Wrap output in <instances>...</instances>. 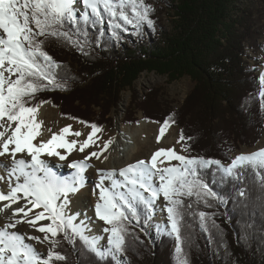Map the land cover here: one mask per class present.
Masks as SVG:
<instances>
[{
	"label": "trees",
	"instance_id": "trees-1",
	"mask_svg": "<svg viewBox=\"0 0 264 264\" xmlns=\"http://www.w3.org/2000/svg\"><path fill=\"white\" fill-rule=\"evenodd\" d=\"M154 1L172 10L170 26L150 11L151 26L141 22L139 28L132 24L114 29L105 15L103 24L81 22L74 38L84 45L83 51L49 37L44 50L59 63L54 71L64 87L41 90L31 103L49 102L63 117L100 127L116 111L122 93L130 90L134 111L123 117L124 122L160 123L172 117L169 124L178 126L185 137L188 157L231 162L239 146H252L264 133V69L259 75L246 52V41L253 46V26L249 18L233 13L236 0ZM126 11L131 16V6ZM64 30L75 32L76 26L66 22ZM144 71L165 75L169 81L189 76L194 85L178 108H167L160 105L156 91L142 98L134 95V83ZM202 175L219 199L209 200V206L194 196L184 197L181 235L189 264H264V184L259 176L246 168L237 180L224 176L216 165ZM138 211L139 222H125L122 256L128 262L121 264H179L175 234L162 233L153 248L148 246L135 226L145 228L151 220L144 222L143 205ZM200 212L208 214L207 231L201 227ZM57 239L56 251L66 260L56 264H116L110 257L98 258L78 236L72 242L62 234Z\"/></svg>",
	"mask_w": 264,
	"mask_h": 264
},
{
	"label": "snow or ice",
	"instance_id": "snow-or-ice-1",
	"mask_svg": "<svg viewBox=\"0 0 264 264\" xmlns=\"http://www.w3.org/2000/svg\"><path fill=\"white\" fill-rule=\"evenodd\" d=\"M127 6H131V16L126 11ZM151 10L144 0H0V158H7L0 159V171L5 173L0 175V181L7 177L8 186L7 192L0 189V202L7 201L0 205V212L11 209L8 222L0 226V264H56L65 261L66 256L56 251L60 243L57 237L61 234L70 242L78 236L101 260L110 257L116 264H121L127 232L125 222L132 219L139 222L138 209L143 205L144 222L147 223L161 196L166 202L164 207L171 224L170 234H175L177 241L176 251L181 257L179 264H189L181 235L184 197L194 196L197 202L203 201L209 206V200L219 199L205 181L202 171L216 165L224 176L239 180L244 169L251 168L264 184V148L241 153L228 164L213 158L179 155L175 148H159L150 160H138L120 169L118 174L122 179H114L115 170H111L106 174L102 172L95 184V189L99 190L95 215L110 225L103 229L108 233L107 246L100 244L102 238L86 235L89 231L87 225L83 221L76 223L77 216L69 213L70 195L84 187L83 173L88 167L87 161L91 157L99 159L101 153L91 152L83 159L74 160L71 167L76 171L71 178L57 175L41 158L46 154L66 160L67 155L58 149L71 153L78 142L68 141L65 136L82 135L78 131L72 132L71 125H68L59 133H51L50 139L42 138L43 121L37 119V114L45 101L40 104L31 102L41 90L64 87L56 80L54 70L60 65L44 50L45 41L49 37L63 39L83 51L84 45L74 38L80 34L81 22L103 24L107 15L114 29L132 24L139 28L141 22L151 26L154 23L149 18ZM66 22L75 25L76 31L64 30ZM260 80L264 83V74ZM260 96L264 98V91ZM171 120L169 117L161 126L158 143ZM90 127L92 131L87 139L79 144L80 152L95 143L93 137L101 130L94 123ZM38 137L41 139L37 140ZM184 139L181 133L180 141ZM110 143V140L105 142L104 149ZM161 157L163 159L158 162ZM172 160L180 164L173 166ZM165 161L169 162L167 166ZM106 179L111 180L110 186H105ZM240 195H244L243 190ZM12 205L18 206L12 208ZM37 209L39 211H34ZM199 217L202 229L207 231L205 221L208 214L200 212ZM21 223L43 233V238L14 230ZM26 240L48 242L51 246L44 255Z\"/></svg>",
	"mask_w": 264,
	"mask_h": 264
},
{
	"label": "rangeland",
	"instance_id": "rangeland-1",
	"mask_svg": "<svg viewBox=\"0 0 264 264\" xmlns=\"http://www.w3.org/2000/svg\"><path fill=\"white\" fill-rule=\"evenodd\" d=\"M146 5L151 6L152 9L151 11L157 14L158 18L161 20V23L164 26H170L169 20H170V15L172 14V10H170L165 3L155 2L154 0H148V3H146ZM77 8L78 10H80L79 5ZM237 11L239 12L240 15L249 18L250 23L253 26V34H252V37H254L253 46L251 47L250 45H248L250 42L249 40L246 41V52L250 64L253 65L254 63H256V65H258V68L260 70V67L261 68L264 67V0H236L233 13ZM258 74L260 75L261 73ZM193 85L194 82L189 76H183L177 80L169 81L167 76L165 75H160L156 72L144 71L143 73L140 74V76L134 83V89H135L134 95L137 94L140 98H142L146 93L153 90L156 91V93L158 94L159 96L158 100L161 106L176 109L183 103L186 95L192 89ZM261 88H262V84L259 85V90H261ZM131 94L132 91L130 90H126L122 93V99L121 102L118 104L116 111L113 110L111 112L110 117H107L108 119L106 120V122L99 127L101 130L97 132L95 135L94 147L97 150L98 149L101 150L100 155L103 158L102 161L104 160L102 162L103 164L112 162L115 156V154L112 152L105 153L104 155H102V150L105 151L104 144L109 140L112 141V143L113 142L116 143L121 139H123L124 136H129L131 139H133V141L129 142V147H132L134 142H136L137 145L140 144L141 146V143L143 142L141 138L142 134H144L147 140L154 139L156 126L157 124H159V122L145 121L144 119H140L137 123L145 121V125H143V130L141 134L140 131L134 133L133 129L135 124L133 123L127 124L126 122H124L123 117H126V115L128 116L130 111H134V106L132 104L134 100V96H132ZM41 105H45L43 111H44V121L47 129L61 130L65 126L71 125V127L74 128V131H80L82 127H85L88 133L92 131L89 124H84L80 121L63 117L60 114L59 108L52 105L51 103L45 102ZM95 111H98V109H96ZM137 116L138 118L141 117V112H138ZM38 117H40V114L38 115ZM162 123L164 124V122H160V124ZM169 128H170L169 132L166 135L167 139L171 140L172 146H174L177 149L176 150L177 152L188 157V155L186 154L187 151L186 140L184 139L183 141H180L179 127L169 124ZM263 143H264V133L262 134L261 138L252 146H247V145L239 146L232 153V156H237L241 153H250L253 148L260 146ZM156 146H158V144H153L152 146L148 147L145 151L142 150L139 151V153L135 154L132 158L142 157L145 155L146 152L150 151L152 148ZM164 146L167 145L164 144ZM86 155L88 154L83 153L81 159H83ZM92 161L93 162L95 161V157H91L87 161V164L89 165V163ZM94 164L95 165L92 168L93 170L96 168L99 169L100 174H102V172L106 174L107 171L104 168L98 167L99 165H97L95 162ZM90 165L92 164L90 163ZM88 174L89 173H86V175ZM113 178L114 179L116 178L115 175H113ZM2 182L4 183L3 189L7 191L8 186L6 179L5 181ZM104 184L105 186H110L111 180L106 179L104 181ZM77 193L70 195L71 203L69 205L68 211L70 214L76 215L78 217L81 211L84 210L83 209L79 210L80 208L78 206L79 204L77 203L78 201L76 198ZM3 203H7V201L0 202V205H2ZM165 203L166 202L164 201L163 196H161L156 201L155 211L151 217V222H156V221L159 222L160 227H162L161 224L162 220L170 224L168 213L164 207ZM17 206L18 205H12V208H15ZM8 210L11 211V209H6L5 211ZM34 211H39V210L37 209ZM3 213L4 211L0 212V216H3ZM159 213H161L160 216H158ZM102 222H103L102 224L105 227H110V225H107L104 221ZM42 223H47V221H43ZM135 227L138 229L140 233L144 234L146 239V244L148 246H152V248L155 246L154 245L155 239L161 237L159 233L152 231V225H147L145 226V228L141 227L140 225ZM160 227L158 226V228ZM33 230L35 232L34 234L35 236H40L41 238H43L44 235L43 233H40L35 229ZM167 231L171 232V227H169ZM50 246L51 245L48 242L37 244V247L42 250L39 252L43 253L44 255L47 254V250ZM120 259L124 263L128 262L127 257L121 256Z\"/></svg>",
	"mask_w": 264,
	"mask_h": 264
},
{
	"label": "bare ground",
	"instance_id": "bare-ground-1",
	"mask_svg": "<svg viewBox=\"0 0 264 264\" xmlns=\"http://www.w3.org/2000/svg\"><path fill=\"white\" fill-rule=\"evenodd\" d=\"M78 7V6H77ZM45 107V105H41L39 110H38V114H37V119L43 121V125H42V129H43V133H42V138L44 140L50 139L51 137V133H59L60 130H51V132H49L46 128L45 125V121H44V111L43 108ZM40 114V117H38V115ZM143 125H145V121H142L140 123L135 124L134 126V133L140 131V134L143 130ZM162 124H157L156 126V130H155V135H154V139L153 140H147L146 137L144 136V134H142V143L141 146L140 144L137 145L136 142H134L132 147H129V142L133 141V139H131L129 136H124L123 139H121L120 141L116 142V143H111L108 145L107 149H105V151H102V155H104L105 153H109L112 152L115 154L114 159L112 160V162H109L107 164H103L102 162V156L100 155L99 159H97L95 157V163L97 165H99L98 167L104 168L108 173L111 170H115V179L120 180L122 179V177L119 176V170L122 168H125L128 164H133L138 160H150L151 155L157 151L159 148H175L174 146H172V142L170 139H167L166 135L169 132V127L166 129L163 137L161 138V140L159 141V143L157 142V136L160 135V128ZM71 131L72 132H77L74 131V128L71 127ZM82 135L80 137H76L74 135H66L65 139L68 141L71 140H76L78 143L77 145L74 147L73 151L71 153H68L66 149H58V151L61 152V154L67 155V159L61 161L59 159V157L56 156H48L46 154L42 155V159L48 164V166L50 168H52V170L54 172L57 173V175L62 176V177H69L71 178L72 175L75 173V169L71 167V164L74 160H80L82 158V154H89L91 152H97L100 153L101 150H97L94 147V144H91L88 148H85L84 152H80L79 151V144L82 143L85 139H87V135H88V131L85 127H82L80 131ZM96 135V134H95ZM41 139V137H38L37 140ZM93 139H95V136L93 137ZM36 141H34L35 143ZM153 144H158V146L152 148L150 151L146 152L144 156L142 157H136V158H132L135 154H138L139 151H145L148 147L152 146ZM164 144H166L167 146H164ZM260 148H264V143L261 144L260 146H257L256 148H253L251 152L256 151L257 149ZM175 150H177L175 148ZM177 152V151H176ZM177 154L179 155H183L180 154L179 152H177ZM185 156V155H184ZM0 159H7V158H0ZM163 159V157L158 158V162L159 160ZM94 162H90L92 165H88V167L85 169L83 175H84V187L80 189V191L77 193L76 198H77V203L79 204V210L83 209L84 211H81V213L78 215L77 217V221L76 223H80L81 221H83L86 225L87 228L89 229V231L86 233V235H90V236H97L100 237L102 239H100V244L101 245H105L107 246V236L108 233H105L103 231L104 228H106L102 223V220H100L99 218L96 217L95 215V203L97 202L98 199V193L99 190L95 189V184L99 182L100 179V171L99 169H92L94 167ZM169 162L165 161V166H167ZM171 165L175 166V165H179L180 162L176 161V160H172ZM86 173H89L88 175H86ZM0 175H5V173H3L2 171H0ZM6 181H7V177H6ZM4 183L2 181H0V189H2L3 191H5V189H3ZM94 189H95V194H94ZM7 192V191H5ZM74 204V203H73ZM76 207V206H75ZM73 209V208H72ZM163 210V209H162ZM83 212V213H82ZM161 213L158 214V216H160ZM11 216V211H4L3 216H0V226L4 225L5 223L8 222L7 217ZM151 220V219H150ZM162 227H160V223L159 222H151L149 225H152V231L154 232L153 228H155V232L159 233V235H161L162 233L168 232L167 229H169L170 224H168L166 221L162 220L161 221ZM158 226L160 228H158ZM16 231L25 233L27 236H35V232L32 229V227H30L28 224L26 223H21L18 224L16 226V229H14ZM27 243H31L33 244L36 249L38 251H42L41 249H39L37 247V241L35 240H26ZM123 261L121 260V263Z\"/></svg>",
	"mask_w": 264,
	"mask_h": 264
},
{
	"label": "built area",
	"instance_id": "built-area-1",
	"mask_svg": "<svg viewBox=\"0 0 264 264\" xmlns=\"http://www.w3.org/2000/svg\"><path fill=\"white\" fill-rule=\"evenodd\" d=\"M264 68V67H263ZM263 68L260 67V70H258L257 73H262Z\"/></svg>",
	"mask_w": 264,
	"mask_h": 264
}]
</instances>
